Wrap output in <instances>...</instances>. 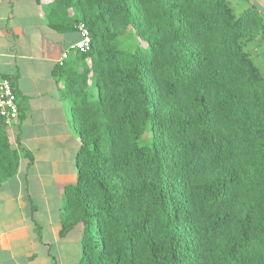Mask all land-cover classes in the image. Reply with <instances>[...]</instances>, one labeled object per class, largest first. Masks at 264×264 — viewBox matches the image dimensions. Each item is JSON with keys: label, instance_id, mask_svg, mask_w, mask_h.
Listing matches in <instances>:
<instances>
[{"label": "trees", "instance_id": "1", "mask_svg": "<svg viewBox=\"0 0 264 264\" xmlns=\"http://www.w3.org/2000/svg\"><path fill=\"white\" fill-rule=\"evenodd\" d=\"M44 13L90 34L55 68L80 140L59 226L82 227L77 264H264V74L246 48L261 13L230 0H51ZM129 29L139 49L122 47ZM18 165L0 116V184Z\"/></svg>", "mask_w": 264, "mask_h": 264}, {"label": "crops", "instance_id": "2", "mask_svg": "<svg viewBox=\"0 0 264 264\" xmlns=\"http://www.w3.org/2000/svg\"><path fill=\"white\" fill-rule=\"evenodd\" d=\"M50 2L0 0V78L13 82L19 108V119L7 127L19 165L0 184L2 264H77L80 257L82 227L59 237L63 191L76 182L80 140L55 74L63 49L78 34L48 25L44 12ZM232 3L239 13L253 6L264 19V0ZM246 48L264 74V29Z\"/></svg>", "mask_w": 264, "mask_h": 264}, {"label": "built area", "instance_id": "3", "mask_svg": "<svg viewBox=\"0 0 264 264\" xmlns=\"http://www.w3.org/2000/svg\"><path fill=\"white\" fill-rule=\"evenodd\" d=\"M76 31L78 34L77 40L71 46L63 49L58 60L59 64L63 63L71 49H83L89 44L90 34L88 29L83 24H79ZM0 116L4 119L7 127L19 119V108L14 86L8 78H0Z\"/></svg>", "mask_w": 264, "mask_h": 264}, {"label": "rangeland", "instance_id": "4", "mask_svg": "<svg viewBox=\"0 0 264 264\" xmlns=\"http://www.w3.org/2000/svg\"><path fill=\"white\" fill-rule=\"evenodd\" d=\"M236 1V0H235ZM230 2H231V5H232V7H233V9H234V11H235V13H239L238 12V8H236V6H235V4L234 3H232V0H230ZM133 32H132V29H129L125 34H124V38H122L121 39V41H123V43L121 44L122 45V47H124V48H129V49H139L145 42L142 40V39H139V38H137V37H135V36H133V34H132ZM260 69H262V68H260ZM261 71V70H260ZM261 73L263 74V72L261 71ZM92 93L95 95V93H96V90H95V87H94V85L92 86ZM147 136V134H145V137ZM24 209H25V207H24ZM72 234H76V232L75 231H73V233ZM73 236V235H72ZM81 237V236H80ZM78 248H79V255H80V253H81V249H80V245H79V242H78Z\"/></svg>", "mask_w": 264, "mask_h": 264}]
</instances>
